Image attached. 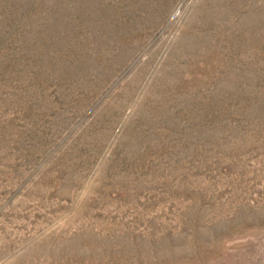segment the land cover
<instances>
[{"label":"rangeland","instance_id":"1","mask_svg":"<svg viewBox=\"0 0 264 264\" xmlns=\"http://www.w3.org/2000/svg\"><path fill=\"white\" fill-rule=\"evenodd\" d=\"M0 264H264V0H0Z\"/></svg>","mask_w":264,"mask_h":264}]
</instances>
